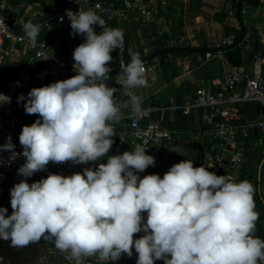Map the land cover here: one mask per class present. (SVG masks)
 <instances>
[{"label":"clouds","instance_id":"obj_1","mask_svg":"<svg viewBox=\"0 0 264 264\" xmlns=\"http://www.w3.org/2000/svg\"><path fill=\"white\" fill-rule=\"evenodd\" d=\"M67 15L70 35L85 37L73 52L76 74L18 97L27 114L39 116L19 135L26 162L18 174L25 178L49 162H96L111 149L121 118L116 88L107 81L110 53L124 47L123 30L106 26L92 9ZM22 28L34 44L41 26L28 21ZM128 54L130 62L121 65L123 94L132 115H139L142 97L131 90L147 87L148 80L139 53L129 49ZM10 102L0 93V105ZM146 149L136 144L83 173L49 174L31 184L21 180L10 190L12 214L0 207V240L19 249L43 238L76 260L96 255L117 261L121 254L131 257L134 248L136 264H264V239L253 235L259 213L248 181L233 182L205 166L194 167L191 160L174 164L163 178H140L156 162ZM0 151L16 155L11 136ZM140 232L145 234L134 239Z\"/></svg>","mask_w":264,"mask_h":264},{"label":"crops","instance_id":"obj_2","mask_svg":"<svg viewBox=\"0 0 264 264\" xmlns=\"http://www.w3.org/2000/svg\"><path fill=\"white\" fill-rule=\"evenodd\" d=\"M44 1L46 0H30L29 12L36 15L43 13ZM123 5V0H120L117 7L123 8ZM146 6H152L158 11L154 23L139 22L137 14L131 15L126 21L101 18L105 20L106 26L123 30V56L126 62L129 63L131 60L129 49L138 52L142 61H149L154 56L160 58L161 65L158 71L145 76L148 86L131 91L142 97V108L153 110L154 120L164 128L186 131L190 134L182 141L171 143L167 152L168 166L162 169L157 166H152L151 169L149 166L139 173L140 178L150 174H158L163 178L171 166L183 160L193 161L194 167H208L217 148V143L204 135L206 111L193 108L187 112L183 107L200 93H215L223 89L226 75L233 69L249 75H253L259 67L264 70V0H147ZM163 28H171L178 39L191 42V47L169 48L166 39L158 37V32ZM57 34L63 41L60 33ZM223 42L226 43L222 48L225 57L228 59V52L232 55L239 54L241 65H234L228 59L233 67L225 68L221 59H206L207 47ZM59 48V45L56 46L58 53ZM147 49L150 53L146 52ZM183 50L192 52L183 54ZM110 55L113 58L110 64H117L122 54L120 49H115ZM0 68H8L15 77L17 74L21 77L18 81L14 77L0 86H6L9 82L22 83V72L26 71L22 65L19 69L11 65H1ZM32 80L30 76L29 88ZM112 81L111 85L118 89L116 99L120 112L127 114L129 111L123 107L127 99L123 94L126 91L123 71L115 70ZM14 110L21 123L19 135L23 126H30L39 118L38 114L29 115L25 112L24 102H17ZM245 111L246 113L253 111L255 116H258L264 112V108L256 104L245 108ZM120 137L116 132L112 137L114 143L111 149L95 162L96 167L100 163L106 164L108 157L114 155V149L116 154H123L126 147L132 151L131 143H127L121 151L117 150ZM241 142L248 149L244 170L239 171L233 166L224 165L220 175H226L237 183L246 180L253 186L255 210L259 213L253 235L264 239V179L259 182L257 168L263 157L264 132L256 135L253 130L252 136L242 139ZM143 215L147 216V213ZM68 254L57 250L54 243L43 238L19 249L12 247L10 241L0 240V264H72L63 258V255ZM76 261L80 264L89 261L102 264L96 255Z\"/></svg>","mask_w":264,"mask_h":264},{"label":"built area","instance_id":"obj_3","mask_svg":"<svg viewBox=\"0 0 264 264\" xmlns=\"http://www.w3.org/2000/svg\"><path fill=\"white\" fill-rule=\"evenodd\" d=\"M120 0H46L44 1L45 11L40 15L29 12L30 0H0V66L11 65L19 69L22 65L26 70L22 72L21 84L15 82L0 86V93L11 98V102L0 105V145L7 142L11 136L14 145L13 155L10 151H0V201L6 192L7 183L10 182V189L16 180L26 179L29 184L46 178L49 174L70 176L74 173H83L85 168H96L95 162L87 164H75L71 161L55 164L49 162L45 170L34 173L31 177L25 178L18 174V169L26 162L23 157L22 145L19 141L21 123L15 113L14 105L18 97L23 94L27 97L30 92L28 80L32 76L37 87L47 86L57 81L71 78L76 74L73 70V52L75 48L84 43L83 35L72 36L70 33L71 22L67 12H79L80 9L94 10L100 17L110 20L126 21L131 15L137 14V20L142 23H154L157 16L155 8L147 7V0H123V8H118ZM31 21L41 26L40 33L34 44H30L25 37L22 22ZM97 33L102 29L99 25L93 26ZM57 32L63 38L58 37ZM158 37L167 41L169 48H189L191 42L178 39L171 28H163L158 32ZM60 46L58 53L56 46ZM226 43L209 45L205 57L207 60L221 59L225 68H231L229 60L225 57L222 48ZM56 49V50H55ZM54 50V52L52 51ZM150 50L147 49L146 52ZM121 58L117 64H110L109 67L115 70H122L121 65H127L120 49ZM145 76L155 74L160 65L159 57L154 56L149 61H143ZM109 73V75L111 74ZM108 85L110 81H107ZM135 94V93H134ZM23 102V101H22ZM174 103V100H172ZM245 104L259 105L264 108V70L259 67L253 75L244 74L238 70L226 75L223 89L215 93H200L193 101L188 102L183 109L190 111L193 108L205 110L204 122L206 129L204 135L217 143L215 153L212 154L208 170L220 175L224 165H230L239 171H243L247 163V148L242 139L250 138L255 128L264 132V112L256 116L254 122L246 118ZM123 107L129 112H120L121 118L114 125L115 132L120 134L117 150L121 151L127 143H131L132 150L136 144H141L146 149V154L155 158V165L162 169L169 164L167 152L173 141H182L189 132L181 130H169L154 120L153 110L142 108L139 115H132V107L129 97L123 103ZM142 107V106H141ZM123 139V141L121 140ZM258 180L264 179V142L263 157L258 165ZM139 175V174H138ZM10 194V193H9ZM264 205V201H263ZM145 220L147 216H144ZM145 233L134 234V239H139ZM132 256L121 254L117 261H102V264H136L138 254L132 249ZM63 258L72 264H80L76 259H69L68 255ZM170 258V257H169ZM84 264H96L89 261ZM154 264H164L163 260H156Z\"/></svg>","mask_w":264,"mask_h":264},{"label":"trees","instance_id":"obj_4","mask_svg":"<svg viewBox=\"0 0 264 264\" xmlns=\"http://www.w3.org/2000/svg\"><path fill=\"white\" fill-rule=\"evenodd\" d=\"M238 47H236V49H237ZM235 49V50H236ZM207 51H212V50H209V49H207L206 50V52ZM192 51H188V50H183V54H188V53H191ZM238 53H239V51H238ZM228 54V59L231 61V63H233L234 65H241V58L239 57L240 55L239 54H235V55H232V54H230V52H228L227 53ZM3 69V72L1 73V75H0V85H4V84H6L7 82H8V80H10V79H12V78H14L15 76L13 75V73H12V71H10L8 68H2ZM16 79H17V81L21 78L20 77V75L19 74H17V77H15ZM31 86H30V91H31V89H33V88H35L36 86H35V84H34V82H33V80L31 81ZM109 86H111V87H114V88H116V86L115 85H111V84H109ZM116 91H117V95H115L116 96V98L118 97V89L116 88ZM116 94V93H115ZM196 97H194L193 99H195ZM253 139H255V136L253 137ZM247 142H248V140H246L245 141V143L247 144ZM114 152H113V154L114 155H120V153H117L116 154V151H115V149L113 150ZM125 151H129V148H125ZM124 153V152H123ZM122 154V153H121ZM151 169H153L152 168V166H151Z\"/></svg>","mask_w":264,"mask_h":264},{"label":"water","instance_id":"obj_5","mask_svg":"<svg viewBox=\"0 0 264 264\" xmlns=\"http://www.w3.org/2000/svg\"><path fill=\"white\" fill-rule=\"evenodd\" d=\"M119 71H122V70H119ZM113 73H114V71L113 72H111V74L109 75L110 77H111V79H109V81H110V84H113V81H112V75H113ZM250 107V105L249 104H245V108H249ZM246 117L248 118V120L249 121H251V122H254L255 120H256V116H255V114H254V112L253 111H249V112H247L246 113ZM259 128H255L254 129V133L256 134V135H258V133H259ZM19 182H21L20 180H16L15 182H13V186L15 185V184H17V183H19ZM10 185H11V183L10 182H8L7 183V186H6V192H5V194H4V197H3V199L0 201V207H2V208H6L7 209V213H6V215H11L12 214V208H11V203H10V201H11V196H10Z\"/></svg>","mask_w":264,"mask_h":264},{"label":"rangeland","instance_id":"obj_6","mask_svg":"<svg viewBox=\"0 0 264 264\" xmlns=\"http://www.w3.org/2000/svg\"><path fill=\"white\" fill-rule=\"evenodd\" d=\"M3 72V69L2 68H0V75H1V73ZM32 263H33V260H32Z\"/></svg>","mask_w":264,"mask_h":264}]
</instances>
